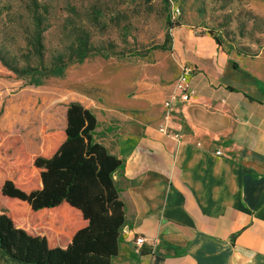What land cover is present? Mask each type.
<instances>
[{
  "label": "crops",
  "instance_id": "0c3cea01",
  "mask_svg": "<svg viewBox=\"0 0 264 264\" xmlns=\"http://www.w3.org/2000/svg\"><path fill=\"white\" fill-rule=\"evenodd\" d=\"M239 56L187 64L196 96L175 105L165 132L128 124L103 143L97 125L96 142L122 161L111 264H264V59ZM138 236L148 243L137 253Z\"/></svg>",
  "mask_w": 264,
  "mask_h": 264
},
{
  "label": "rangeland",
  "instance_id": "374dc122",
  "mask_svg": "<svg viewBox=\"0 0 264 264\" xmlns=\"http://www.w3.org/2000/svg\"><path fill=\"white\" fill-rule=\"evenodd\" d=\"M97 1L104 5L102 28L90 27L92 44L111 47V53L118 56L90 57L68 66L59 78L43 79L40 85L30 84L29 78H0V131L19 137L29 155L32 146L40 145L42 133L65 127V111L71 102L80 103L95 115L98 139L107 143L116 140L120 129L128 124L160 129L164 103L182 64L197 68L200 61H214L217 55L231 57L236 63L243 54L246 59H264V0L53 3L59 8L69 2L84 12ZM25 3L0 0V51L5 57L26 53L28 27L21 17ZM176 8L179 14L172 20L170 14ZM120 12V19L114 20ZM44 44L49 59L60 47L55 27L44 34ZM162 45L163 50L155 49ZM252 63L246 61L251 68ZM4 145L1 140L0 160L6 152ZM0 263L15 264L5 259Z\"/></svg>",
  "mask_w": 264,
  "mask_h": 264
},
{
  "label": "trees",
  "instance_id": "16d2710c",
  "mask_svg": "<svg viewBox=\"0 0 264 264\" xmlns=\"http://www.w3.org/2000/svg\"><path fill=\"white\" fill-rule=\"evenodd\" d=\"M103 7L97 1L81 12L69 2L57 8L53 0H26V53L5 57L0 51V78L40 85L90 57L118 56L91 41L90 27L102 28ZM53 27L60 47L47 59L44 34ZM65 120L64 128L40 135L37 155L27 154L19 137L0 131L6 150L0 160V261L111 264L118 253L125 217L113 174L122 161L96 142L98 123L90 110L71 102Z\"/></svg>",
  "mask_w": 264,
  "mask_h": 264
},
{
  "label": "built area",
  "instance_id": "2783aa9c",
  "mask_svg": "<svg viewBox=\"0 0 264 264\" xmlns=\"http://www.w3.org/2000/svg\"><path fill=\"white\" fill-rule=\"evenodd\" d=\"M179 14V10L173 9L170 18L173 20L175 15ZM194 74V68L190 65L183 64L179 68V73L173 83L170 97L165 101L163 106L164 122L170 121L174 117L175 105H186L196 96V90L191 86L190 80ZM161 132H165L163 127H160ZM177 138V136H176ZM219 154V152H217ZM148 240L142 236H138L134 240L135 250L138 253L139 249L145 246ZM149 244L152 245L151 242Z\"/></svg>",
  "mask_w": 264,
  "mask_h": 264
},
{
  "label": "water",
  "instance_id": "95a60500",
  "mask_svg": "<svg viewBox=\"0 0 264 264\" xmlns=\"http://www.w3.org/2000/svg\"><path fill=\"white\" fill-rule=\"evenodd\" d=\"M115 175H116V174H113V179L115 178Z\"/></svg>",
  "mask_w": 264,
  "mask_h": 264
}]
</instances>
